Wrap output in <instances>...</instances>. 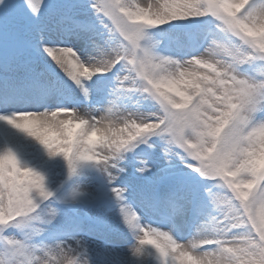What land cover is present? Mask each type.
Returning <instances> with one entry per match:
<instances>
[{"label": "snow or ice", "instance_id": "obj_1", "mask_svg": "<svg viewBox=\"0 0 264 264\" xmlns=\"http://www.w3.org/2000/svg\"><path fill=\"white\" fill-rule=\"evenodd\" d=\"M235 3L0 0V107L24 96L55 104L0 114V121L63 157L69 175L93 164L107 189L97 197L73 188L68 199H83L67 205V217L43 175L0 149V264H35L40 255L51 264H90L89 250L105 255L95 264H112L113 254L122 264L124 249L98 235L109 225H122L131 251L151 249L159 264H221L220 255L188 251L180 241L189 239H200L194 250L216 249L232 264H264V170L252 164L261 140L226 134L234 122L264 127V48L241 27L264 20V0L226 7ZM200 17H211L216 31L155 39L148 32ZM185 61L212 64L215 73L193 72L192 103L173 107L174 93L162 86L188 80ZM173 64L175 75L167 71ZM208 97L223 105H209L220 122L203 112ZM145 100L153 102L146 113L137 102ZM193 121L195 145L185 136Z\"/></svg>", "mask_w": 264, "mask_h": 264}, {"label": "rangeland", "instance_id": "obj_2", "mask_svg": "<svg viewBox=\"0 0 264 264\" xmlns=\"http://www.w3.org/2000/svg\"><path fill=\"white\" fill-rule=\"evenodd\" d=\"M138 2L148 4L151 3V0H138ZM214 31H216L215 22L211 17L173 21L170 24L162 25L159 28L148 30L153 39L164 33L177 35L187 32L194 33L198 36H205L211 35ZM186 51L188 54H191V52L194 51V48L189 47ZM244 67L248 66L246 65ZM38 100L39 97L36 96H24L16 104L9 105L7 108L0 107V111L4 112L8 109L12 110L27 107L36 110L37 107L43 108L55 106L54 103L38 104ZM137 102L146 106L143 108V112L146 113L151 111V108L148 106L153 103L152 101L145 100ZM258 115L264 116V113H259ZM60 118L66 117L61 116ZM150 139L158 140L159 138L152 137ZM139 147L147 150L146 145H141ZM4 148H11L17 154L22 164L36 169L43 175L47 189L53 193V197L50 199H52L56 205L63 208L67 217L73 215L67 205H78L80 199H83H68L73 188L79 187L84 190L86 196L97 197H99V194L107 190L106 180L103 173H101L93 164L84 162L77 167L76 171L69 175L67 163L63 157L49 156L43 146L33 138L27 136L18 129L12 128L6 122H0V149ZM124 163L126 162H122V164ZM85 210H87L89 214H95L97 211L96 209L83 208L79 211L83 214ZM98 235L101 238L106 237L111 244L119 245L124 249L126 258L123 259L122 264H159L151 249H145L140 254H134L131 251L129 247L132 243L131 236L127 234V231L123 229L122 225H109L108 227H103ZM87 256L90 264H95V262L105 259L104 253L96 250H89ZM108 258L112 260V264H120L119 254H113V256Z\"/></svg>", "mask_w": 264, "mask_h": 264}, {"label": "clouds", "instance_id": "obj_3", "mask_svg": "<svg viewBox=\"0 0 264 264\" xmlns=\"http://www.w3.org/2000/svg\"><path fill=\"white\" fill-rule=\"evenodd\" d=\"M245 2H246V0H236V3L234 5H227L226 7L230 11L235 12L238 9H242V6L244 5ZM151 3L153 5H156L157 0H151ZM241 27L250 37H254V38L258 39L260 42V47L264 48V20L256 21L255 23L251 24V26L242 25ZM223 66L224 65H222V67ZM180 67L183 69H188V72L184 73V75H186L188 77V80H186L184 82V84H179V83H176L175 81L170 82V84H175V87H170L169 85H163L162 87H164L168 92L174 93L173 99L175 100V103L173 104V107H185V108H187L192 103V101L186 99V95L195 91L196 81L191 80L193 72H205V71H207L208 74L211 76L215 73V68L213 67L212 64H206V65H201L200 67H194L193 64L191 63V61H185ZM167 71L170 74L175 75L176 72L178 71V69H177L176 65L173 64V65H169L167 67ZM197 80H199V77H197ZM189 82L192 83V87H187V84ZM220 91L221 90L218 88L217 92H220ZM199 99H200V97L197 96L196 100H199ZM209 105L214 106L215 109H217V110L221 109L223 107V105L217 103V101L215 99H213L212 97H208V100L204 102V106H203V112L207 115L208 121L210 123L213 121L220 122L222 117L220 115H218V111H213L212 107H210ZM259 123H264V121H261ZM222 126L223 125H221V127ZM196 127H198V124L196 121H193L192 126L185 130L186 139L192 145H195V143L198 140V137L195 135V131H194ZM215 131L218 134L221 131V128L218 127V128H216ZM250 132H252V134L258 136L261 140V144H260L258 151L256 153H254V158L252 160V164L254 167L259 168L261 170H264V127L256 126V127L250 129L247 126H244L240 123L234 122L226 130L227 135L231 136V135L235 134L238 138H241V143H244L242 138L247 136ZM22 166H24V164H22ZM201 239L209 240V239H212V237L211 236H204ZM199 242H200V239H197L195 241L189 239V240L184 241L183 246L188 251L193 252L194 255L205 256L206 254L210 253L213 255V258H215L216 255H220L221 264H232V261L230 259H225L223 256V253L218 252L216 249H209V250H205V251L194 250L193 244H199ZM232 246L233 247H239V242L233 240ZM35 264H51V261L49 260L48 256L40 255L36 259ZM58 264H67V262L65 259H61L58 262ZM186 264H195V262L192 261L191 259H188L186 261Z\"/></svg>", "mask_w": 264, "mask_h": 264}, {"label": "bare ground", "instance_id": "obj_4", "mask_svg": "<svg viewBox=\"0 0 264 264\" xmlns=\"http://www.w3.org/2000/svg\"><path fill=\"white\" fill-rule=\"evenodd\" d=\"M21 110H32V109L28 108V107L27 108L12 109V110L8 109V110H6L4 112L0 111L1 112L0 114H7V113H11V112H14V111H21ZM0 122H5V121H0ZM180 243H184V242H180Z\"/></svg>", "mask_w": 264, "mask_h": 264}]
</instances>
